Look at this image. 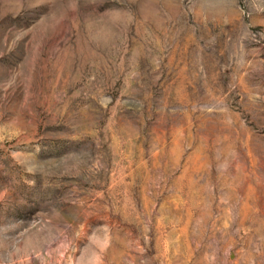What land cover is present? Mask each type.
Listing matches in <instances>:
<instances>
[{"label":"rangeland","instance_id":"obj_1","mask_svg":"<svg viewBox=\"0 0 264 264\" xmlns=\"http://www.w3.org/2000/svg\"><path fill=\"white\" fill-rule=\"evenodd\" d=\"M0 264H264V0H0Z\"/></svg>","mask_w":264,"mask_h":264}]
</instances>
